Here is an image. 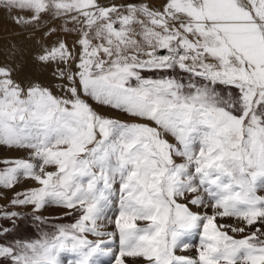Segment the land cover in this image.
<instances>
[{"label":"snow or ice","instance_id":"6c2138e0","mask_svg":"<svg viewBox=\"0 0 264 264\" xmlns=\"http://www.w3.org/2000/svg\"><path fill=\"white\" fill-rule=\"evenodd\" d=\"M0 6L31 35L76 34L35 56L61 95L0 65V147L26 153L0 158V188L33 181L9 204L35 221L49 205L79 214L38 239L0 241V264H62L64 253L69 264H264V0ZM0 218L15 227L21 213ZM195 235V255H177Z\"/></svg>","mask_w":264,"mask_h":264},{"label":"rangeland","instance_id":"374dc122","mask_svg":"<svg viewBox=\"0 0 264 264\" xmlns=\"http://www.w3.org/2000/svg\"><path fill=\"white\" fill-rule=\"evenodd\" d=\"M116 3H121L123 1H115ZM153 3L159 5L160 0H153ZM20 14L15 10H9L3 6H0V29L8 25L12 29L7 27V32L0 33V65H10V63L14 64V60H21V71L20 72H13V75L15 80L24 81L23 84H27L29 82H38L44 86H49L53 90L54 94L61 95L63 93L60 92L59 88L56 87L57 81L52 77V71L54 66L53 65H44L38 62L35 59V56L37 53L40 52L41 47L43 44L51 45L53 41H55L57 38L59 39H65L69 46L72 45V41L76 38V34H66L63 31H59L54 35H50L46 38H41V32L37 31L34 35H31V30L22 31L20 27H18L15 23L12 21V16ZM8 15V16H7ZM8 18V19H7ZM60 21H56L53 27H56L60 24ZM71 27V25H69ZM11 30V31H9ZM18 34H22V36L26 38H34L36 45L32 46V49L36 50L34 51H27L25 54L20 50L22 49L19 43L17 42ZM22 38V39H26ZM40 39V40H38ZM11 45H15V54H12L11 51ZM8 53V54H7ZM17 65V63H15ZM14 67V66H12ZM33 68V69H32ZM39 70H49L47 73L48 77L41 78L38 77L37 73ZM27 71H31L34 73V76L27 75ZM25 75H22V74ZM32 74V73H31ZM171 74V73H170ZM26 75L29 77H26ZM145 76H156L159 75L157 73H143ZM18 76V77H17ZM21 76V77H20ZM24 76V77H23ZM23 77V78H22ZM27 79H26V78ZM20 78V79H19ZM35 81H32V80ZM26 80H30L29 82H26ZM18 82V81H17ZM21 83V82H19ZM99 110V109H98ZM108 115L112 116L113 118L120 119L123 121H129L131 118L123 113L118 112H108ZM20 156H26L25 152L21 151H9L7 148L0 147V158L4 157H20ZM34 182L31 180H25L24 178H21L20 183L17 184L15 188L12 190H7L0 188V210H7V211H16L21 213V218L16 221L15 227H13L12 223L6 219L0 218V227H7L10 229V232L5 236H0V241H10L12 239H22V240H34L38 239L42 232H51L54 231L55 228L59 225H70L76 221L78 218V213H72L71 215H68L69 210L64 208H59L53 205L46 206L45 208L41 209L40 212L37 213V215H40L45 218L43 222L41 221H35L32 219V209L29 206H11L9 204V200L13 197L15 192H20L26 188L33 187ZM259 195H264V189L258 190ZM203 212L204 209H193ZM115 211V208H113V212ZM210 212V209L208 210ZM114 219V216H113ZM221 223H233L232 220H223L220 221ZM105 225V230L107 231H113L114 225L109 224L107 220L102 222ZM89 239H98V237H94L90 234H88ZM100 239L108 240V237H102ZM192 247L188 250H177V255H188V256H194L195 255V246L199 243V237L198 235L193 236L192 240ZM113 249L114 253H118L119 248V241L118 237L114 238L113 241L108 245ZM75 257L72 254L64 253L61 256L62 264H69V261L74 260ZM98 261V264H115V257L114 256H101L96 258ZM139 264H142V261L139 262Z\"/></svg>","mask_w":264,"mask_h":264},{"label":"bare ground","instance_id":"6f19581e","mask_svg":"<svg viewBox=\"0 0 264 264\" xmlns=\"http://www.w3.org/2000/svg\"><path fill=\"white\" fill-rule=\"evenodd\" d=\"M123 1V0H122ZM8 16V15H7ZM8 19V18H7ZM7 27L8 28H10V29H12L11 27H9L8 25H6L5 27H3L2 29H0V33H4V32H7ZM9 31H11V30H9ZM17 37V42L19 43V45L21 46V48L22 49H20L24 54L27 52V51H34V50H36V47H35V49H32V46L33 45H36L35 44V42L37 43V41L36 40H34V38H26V37H24V36H22V34H18V36H16ZM22 38H26V39H22ZM38 40H40V39H38ZM8 54V53H7ZM15 63H17V65H15ZM10 65L11 66H14L13 68L15 69V71L14 72H20L21 71V60L20 59H18V60H14V64H12V63H10ZM33 69V68H32ZM28 73H27V75H31V76H34V73L31 71V73H30V71H27ZM49 72V70H39L37 73H35V74H37V76L38 77H41V78H46V77H48V76H46V75H48L47 73ZM16 74V73H15ZM15 74H13V75H15ZM16 75H18V74H16ZM22 75H25L24 73L22 74ZM26 75V77H28ZM46 76V77H45ZM18 77V76H17ZM21 77V76H20ZM24 77V76H23ZM22 77V78H23ZM25 77V78H26ZM29 78V77H28ZM13 79H15L14 77H13ZM20 79V78H19ZM27 79V78H26ZM17 81L18 82H21V84H23V82L20 80H18V78H17ZM30 81V80H29ZM28 80H26V82H29ZM32 81H35L34 79L32 80ZM49 87V86H48ZM53 91V90H52Z\"/></svg>","mask_w":264,"mask_h":264},{"label":"crops","instance_id":"0c3cea01","mask_svg":"<svg viewBox=\"0 0 264 264\" xmlns=\"http://www.w3.org/2000/svg\"><path fill=\"white\" fill-rule=\"evenodd\" d=\"M115 1H122V0H115Z\"/></svg>","mask_w":264,"mask_h":264}]
</instances>
